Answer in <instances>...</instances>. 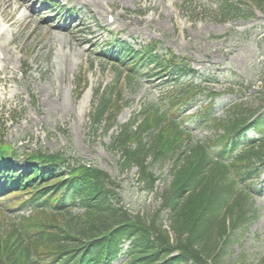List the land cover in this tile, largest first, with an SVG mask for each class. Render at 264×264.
<instances>
[{
  "label": "trees",
  "instance_id": "obj_1",
  "mask_svg": "<svg viewBox=\"0 0 264 264\" xmlns=\"http://www.w3.org/2000/svg\"><path fill=\"white\" fill-rule=\"evenodd\" d=\"M218 13L222 20L243 17L238 5L227 0ZM119 48L122 52L116 57L129 71L155 63L161 71L171 72V89L163 105L143 106L117 126L107 146L119 152L121 171L136 166L137 180L148 192L156 181L150 165L170 161V179L158 195L159 205L152 213H132L121 202L118 183L104 171L68 166L69 179L63 181L64 172L53 161L58 158L48 160L35 153L14 181L2 187L26 194L22 205L30 203L33 213L2 228L0 264H113L125 248L120 264H221L231 234L249 220L246 203L252 192L241 183L252 182L264 171L260 104L235 102L226 118L216 119L210 113L217 94L209 92V102L192 118L207 120L216 135L188 143L189 132L177 116L205 94L199 84L186 79L195 71L173 56L164 60L151 53V46L131 50L122 43ZM112 89L96 100L89 115L94 131L102 122L106 130L116 126L120 94L116 91L117 99L111 100ZM252 127L258 134L247 137ZM163 216L169 230L163 226ZM257 264H264V254Z\"/></svg>",
  "mask_w": 264,
  "mask_h": 264
},
{
  "label": "rangeland",
  "instance_id": "obj_2",
  "mask_svg": "<svg viewBox=\"0 0 264 264\" xmlns=\"http://www.w3.org/2000/svg\"><path fill=\"white\" fill-rule=\"evenodd\" d=\"M255 1L258 5L238 1L252 17L220 22L213 11L217 0H78L70 5L77 9L70 22L58 23L53 17L41 20L37 14L46 7L37 9L31 0L26 10L39 18L33 26L18 20V8L0 0V140L12 144L20 159L38 149L91 163L118 182L121 202L130 212L152 213L159 205L157 192L170 179V163L151 165L158 180L153 192H147L136 180L135 167L119 172L120 154L107 146L116 126L164 92V78L150 77L146 68L137 77L127 78L125 69L119 75L115 62L102 56L105 42L124 40L139 48L153 41L156 52L185 58L202 86L218 93L212 112L216 117H224L234 99L264 108V0ZM108 13L121 16L122 25L114 28L120 33L110 32ZM111 86L121 89L117 125L104 131L102 122L93 132L88 114L94 90ZM199 101L207 99L202 95ZM196 122L186 124L194 140L213 133ZM254 187L259 195L246 203L250 218L231 234L221 264H257L264 253V173ZM21 212L18 205L0 200L4 223ZM163 226L169 230L165 216Z\"/></svg>",
  "mask_w": 264,
  "mask_h": 264
},
{
  "label": "bare ground",
  "instance_id": "obj_3",
  "mask_svg": "<svg viewBox=\"0 0 264 264\" xmlns=\"http://www.w3.org/2000/svg\"><path fill=\"white\" fill-rule=\"evenodd\" d=\"M93 1H97V2H98L99 0H93ZM81 102H83V105H82V106H83V108H86V107L88 106V104H87V101H86V100L82 99V100H81Z\"/></svg>",
  "mask_w": 264,
  "mask_h": 264
}]
</instances>
